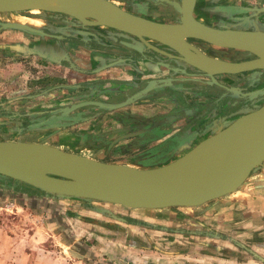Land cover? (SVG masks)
Returning <instances> with one entry per match:
<instances>
[{"label":"rangeland","instance_id":"obj_1","mask_svg":"<svg viewBox=\"0 0 264 264\" xmlns=\"http://www.w3.org/2000/svg\"><path fill=\"white\" fill-rule=\"evenodd\" d=\"M115 1L118 5L119 0ZM240 3L243 5L246 3L248 6L261 3L264 5V0H255V2L211 0L207 6V8L210 7L209 12L204 17L215 23L212 16L214 10L228 12L229 5ZM225 15L228 16L229 13ZM17 20L27 21V24L41 28L46 33L61 34L65 38L57 40L49 35L29 33L21 29L0 30V140L48 145L56 143L79 155L135 166L139 165L136 161L142 157L140 155L142 151L140 148L132 151L123 147L129 142L126 139L119 143L116 153H111V157L108 158L105 154L103 155V150L97 151L100 147L92 149L85 146L84 133L81 132H84L86 123L67 121L53 126H46V124L39 126L28 122L34 119L35 114H52L58 111L63 117L74 112L79 106L68 107L75 103H87L85 98L90 88L96 93L94 98L100 99H97L94 104L102 103L108 109V113L102 119L94 121L97 132L121 126V120H118L120 114L153 117L157 113L177 110V114L172 119H183L181 112L192 110L195 112L202 106L197 105L195 109L193 102L200 99L189 93H186L187 100L163 96L174 89V85H167L164 83L165 80H170L172 76L180 78L175 76L178 74L176 71L173 72L166 66L154 64V62L147 63L142 61L143 58L128 51V54L120 57L117 51L119 49L113 45H107L109 52L102 54L94 52L92 56H89L88 53L91 51L85 45L88 40L85 25L82 26L77 20L67 15L33 9L0 12V21ZM101 28L107 30L106 33L109 36L107 39L111 41H115L114 37L119 35L110 27ZM121 52L126 53V51ZM65 53L69 55L76 67L83 70L92 68L88 72L92 74L87 75V72L69 67L63 60ZM111 61L115 63L105 67ZM165 68L172 73H168ZM110 73L114 77L100 79L102 74L108 76ZM116 94L124 98L121 97L123 98L121 101L111 103L110 100ZM185 102L187 106L183 105ZM180 104L182 107L179 106ZM237 105L240 103L234 104V107ZM249 108L251 107H246V109ZM245 111L240 109L234 113L241 114ZM231 116L233 115L222 116L220 121H213L202 134H211L215 129L231 121ZM177 122L172 125L175 129H170V133L183 128L180 125L181 120ZM79 135L81 148H78L76 143ZM9 181V178L0 176V225H6L8 235L6 239L11 243L12 254L19 252L20 247L17 242H24L27 245L35 242L32 231L37 226L57 224L63 228V232L61 231L58 236L54 238L53 234L49 236L40 233L35 239L38 240L40 237L44 242L46 248L39 250L42 251L41 253L45 254L48 251L47 253L54 255L55 252L60 251L58 252L60 264L247 263L246 256L235 259L214 248L230 246L228 241L193 234L195 230H201L195 222L198 216L196 208L193 210L188 209L191 208L189 206L129 208L120 204L87 202L77 198H51L43 192L35 194L18 190L19 182ZM42 197L44 200H41ZM73 199L76 201L71 202ZM62 203L72 204V209L75 212H82V215L78 218L74 216L72 218L75 220H71V217H67L66 211L61 208ZM102 208L110 209V213L102 211ZM200 218L204 219L203 216ZM208 218L211 217L208 216ZM205 220L210 219L205 218ZM209 227L212 228V225ZM55 240L62 244L69 241L72 245L70 253H67L65 246L56 243ZM28 251L32 250L28 249Z\"/></svg>","mask_w":264,"mask_h":264},{"label":"water","instance_id":"obj_2","mask_svg":"<svg viewBox=\"0 0 264 264\" xmlns=\"http://www.w3.org/2000/svg\"><path fill=\"white\" fill-rule=\"evenodd\" d=\"M195 1L180 0V3L170 1L180 20L179 23H162L138 16L122 9L111 0H103L99 7L83 11L71 9L67 0H0V12L38 9L43 12L64 14L77 20L82 26L101 25L120 30L123 32L124 39L136 37L158 51L159 49L146 40L148 38L172 48L179 54L178 58L181 61L192 65L201 72L202 76L209 79L180 77L165 80L164 83L171 86L183 81H195L206 85L205 90L219 95L220 99L235 98V104L241 103L242 99L249 101L264 96V85L240 94L238 86L227 85L215 78L216 75L221 74L264 71V41L262 40L264 32L213 27L198 20L195 21L193 16ZM253 9L259 13L264 11V6H255ZM128 22L137 23L142 27V38L121 30V25ZM7 28L49 35L57 40L65 38L61 34L46 33L41 28L24 22L0 21V30ZM180 38L201 39L215 46L244 50L246 54L255 57L243 61H230L234 63L232 67L223 68L219 72L207 70L188 59L189 52L177 43V39ZM130 49L140 58L166 66L173 71H179L184 76L192 75L182 68L169 65L151 56L137 45ZM198 55L217 62V59H212L201 51H198ZM63 60L69 67L78 71L90 72L76 67L67 53L64 54ZM114 63L115 61H111L105 67ZM83 104L75 103L68 108ZM246 122H256L264 127V102L247 109L244 114L215 129L211 135L191 147L196 146L201 158L200 169L191 182L167 173L166 163L153 167H132L94 160L45 143L13 140H0V176L39 189L51 198H77L87 202L120 204L129 208L198 206L235 191L255 168L263 164L264 146L254 151L253 162L245 168L241 178L227 184L229 181L226 177V164L229 152L240 128ZM90 173H96V178L89 176ZM102 211L110 213L104 208Z\"/></svg>","mask_w":264,"mask_h":264},{"label":"flooded vegetation","instance_id":"obj_3","mask_svg":"<svg viewBox=\"0 0 264 264\" xmlns=\"http://www.w3.org/2000/svg\"><path fill=\"white\" fill-rule=\"evenodd\" d=\"M111 1L114 3L116 2L115 0ZM170 1H177L180 3V0H119L118 6L126 11L153 21L162 23H179L180 20ZM210 1L211 0L195 1L193 16L199 22L213 27L264 31V11L256 13L253 9L255 6H248L246 3L244 5L241 3L229 5L227 7L229 10L228 12L214 10V14H212V16L215 19V23L209 21V18L204 16H206V13L209 12L210 7L207 8V6L210 4ZM262 4L263 3L256 6H264ZM225 13H229V15L226 16ZM85 27V31L87 32L86 38H88L85 45H87L88 49L91 51L88 53L89 56H92L94 52L100 54L109 52L107 45H113V47L119 49V56L124 57L128 53H122L121 51L132 52L133 50H131L130 47L137 45L151 56L157 57L159 60L164 61L169 65L177 66L180 69L182 68L192 74L191 76H184L179 71H176L178 74H175V76L209 80L208 78L202 76L198 69L181 61L178 58L179 54L169 46L146 38L151 45L160 50L159 52L144 44L136 37H132V39H124L122 37L123 32L115 29H113V31H117L119 35L115 36L116 38L114 37L116 40H113V42L110 39H107L109 37L106 33L107 30L105 31L101 28L105 26L85 25ZM184 40L196 48L197 51H201L203 54L221 62H230L235 60L243 61L255 57L254 55L246 54V51L244 50L241 51L228 47L215 46L201 39L185 38ZM142 61H147V63L152 62L147 59ZM91 69L92 68L87 71H91ZM166 70L168 73H172L171 70ZM255 71H244L237 74H230L227 75L228 77L221 74L216 75L215 78L219 82L227 85L238 86L241 89L239 92L241 94L242 92H248L264 85V71L259 70L256 71V73ZM91 74L92 73L87 72V75ZM173 87L174 89H172V92L168 91V93L163 96L174 98L176 100H183L184 98L187 100L186 97L188 96L186 93H189V95H194V97L200 99V102L198 103V105H202L200 110L195 112H193V110L181 112L180 115H183V119H172L177 114V110H172L168 113H157L153 117H139L130 114H120L118 115V120H121V126L97 132L95 131L96 126L94 125V121L96 119H102L108 113V109L104 107L102 103L94 104V102H97V99H100L98 97L96 99L94 98L96 93L93 92L94 89L90 88L87 93L88 95L85 98L87 103L77 107L74 112H71L63 117L58 111H54L52 114H35L36 116L34 115V119H30L28 123L38 124L39 126H45V124L46 126H53L56 124H64L67 121H74L77 123L83 122V124L86 123L83 137L85 138V146L88 148L96 149L97 147H100L97 151L103 150V155L105 154L106 157L109 158L111 157V153H116L119 143L126 139L129 142H127V144H125L126 146L123 147H127L128 150L132 151L140 148L142 151L140 152L142 157L140 160L136 161L139 165L132 167H153L158 166V164L161 165L169 162L170 160L180 156L200 140L211 135L212 133L202 134V132L206 131V128H209L213 121H220L222 116L228 117L230 114L233 115L230 117L233 120L245 113H234L236 110H247L246 107L252 108V106L261 105L264 102V96H261L258 100L254 99L251 102L242 99L240 105L234 107V102L236 101L235 98L225 97L220 99L219 95L207 92L205 90L207 89L206 85L199 84L195 81L175 83ZM121 97H119V94H116L110 101L111 103H116L124 98ZM201 100H203V102H201ZM186 102L183 103L184 106H187ZM179 106L182 107L181 104ZM179 120H181L180 125L183 128H178L175 133H170V129H175L172 125L178 123L177 121ZM92 159L106 162V159L102 158L99 159L94 157ZM124 165L130 166V164Z\"/></svg>","mask_w":264,"mask_h":264},{"label":"crops","instance_id":"obj_4","mask_svg":"<svg viewBox=\"0 0 264 264\" xmlns=\"http://www.w3.org/2000/svg\"><path fill=\"white\" fill-rule=\"evenodd\" d=\"M251 1L255 2V0ZM105 73L109 72L105 71ZM110 74H108V76L102 74L100 79L114 77L112 74ZM199 102L200 100L193 102L195 109ZM85 127L86 124L84 125L83 129H85ZM80 135L78 141L76 142L78 144H76L78 148H81ZM72 140L74 141V138H72ZM52 146L72 152L60 144L53 143ZM76 154L78 153L76 152ZM41 200H44V198L42 197ZM72 201L76 200L73 199L71 202ZM62 204L63 206L60 207L66 211V216L71 217V220H75V218H72L74 216L78 218V216L82 215V212H75L72 209V204ZM190 207L191 208L188 209H198V212L196 213L198 216L196 217L197 220H195V222L201 227V230L197 229L193 234L215 238L217 240L228 241V243L231 244L230 246L212 247L217 248L216 251L225 253L231 258L237 259L241 258L242 256H246L248 259L246 261L247 263L245 264H264V162L261 166L255 168L247 176L243 184L235 191L210 200L204 204ZM107 210L110 211V209ZM200 216H203L204 219L200 218ZM208 216L211 218H208ZM205 218L210 220H205ZM211 225L212 228L209 227ZM5 226L0 225V264L61 263L58 258V254H60L58 252L60 251L55 252L54 255L52 253H47L48 251H46L45 254L41 253L42 251L39 250H42L46 247H44V242H42L43 240L40 239V237L38 240L35 238L38 237L40 233L47 234L49 236L50 234H53L55 238L58 236V234H60L61 231L63 232L62 227L60 228V226H57V224L42 227L37 226L36 229L32 231V233H34L33 239L35 242H30L29 245L25 244L24 242H17L18 247H20L18 248L19 252L12 254L11 243L6 239V236L8 235ZM56 243H60V241H56ZM60 245L65 246L68 250L67 253H70V248H72V245L69 241L65 244L60 243ZM28 249L32 251H28ZM61 257L63 256L61 255Z\"/></svg>","mask_w":264,"mask_h":264},{"label":"bare ground","instance_id":"obj_5","mask_svg":"<svg viewBox=\"0 0 264 264\" xmlns=\"http://www.w3.org/2000/svg\"><path fill=\"white\" fill-rule=\"evenodd\" d=\"M68 5L73 10H93L101 5L103 0H67ZM38 10V9H33ZM27 23L24 20H17ZM197 21V20H195ZM121 30L133 34L138 37H143L142 27L133 22H128L121 25ZM264 32V31H263ZM264 41V34H262ZM185 38L177 39V43L189 52L188 59L201 68L214 70L219 72L223 68L232 67L231 62H214L207 60L201 55L191 44L184 40ZM214 59V58H212ZM264 146V127L256 122H246L240 128L237 137L235 138L232 149L229 152L228 162L226 164V177L230 184L238 180L243 175L247 166L253 162V154L256 149ZM164 163V162H163ZM165 164V163H164ZM159 165V164H158ZM166 172L171 175H176L184 180L191 182L198 173L201 165V158L197 152L196 146L185 151L180 156L166 162ZM91 177L96 178V173H90ZM117 184V183H116Z\"/></svg>","mask_w":264,"mask_h":264},{"label":"trees","instance_id":"obj_6","mask_svg":"<svg viewBox=\"0 0 264 264\" xmlns=\"http://www.w3.org/2000/svg\"><path fill=\"white\" fill-rule=\"evenodd\" d=\"M11 180H13V179H10L9 182H11ZM17 189L18 190H23V191H26V192H29V193L42 194L41 190L36 189V188H34L32 186H29V185L21 183V182H19V184L17 186Z\"/></svg>","mask_w":264,"mask_h":264}]
</instances>
